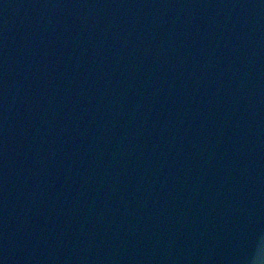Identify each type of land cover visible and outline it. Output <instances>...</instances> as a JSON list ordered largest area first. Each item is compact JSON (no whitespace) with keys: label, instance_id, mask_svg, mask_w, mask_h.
<instances>
[{"label":"water","instance_id":"1","mask_svg":"<svg viewBox=\"0 0 264 264\" xmlns=\"http://www.w3.org/2000/svg\"><path fill=\"white\" fill-rule=\"evenodd\" d=\"M0 264H264V0H0Z\"/></svg>","mask_w":264,"mask_h":264}]
</instances>
